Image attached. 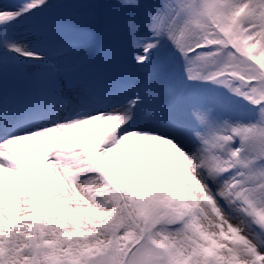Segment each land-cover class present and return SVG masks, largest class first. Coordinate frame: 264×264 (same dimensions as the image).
Returning a JSON list of instances; mask_svg holds the SVG:
<instances>
[{"label":"snow or ice","instance_id":"obj_1","mask_svg":"<svg viewBox=\"0 0 264 264\" xmlns=\"http://www.w3.org/2000/svg\"><path fill=\"white\" fill-rule=\"evenodd\" d=\"M98 7L135 79L43 43ZM0 264H264V0L0 5Z\"/></svg>","mask_w":264,"mask_h":264},{"label":"rangeland","instance_id":"obj_2","mask_svg":"<svg viewBox=\"0 0 264 264\" xmlns=\"http://www.w3.org/2000/svg\"><path fill=\"white\" fill-rule=\"evenodd\" d=\"M21 2L22 0H0V5L11 6ZM50 2L56 5L72 3L75 0H50ZM92 2L103 4L105 0H92ZM46 16L62 22L59 30L44 38L43 43L46 47H54L63 40H79L87 45L81 55L91 58L102 68L103 78L132 80L138 75L123 40L107 30L105 8H53ZM14 84L15 78L10 77V85Z\"/></svg>","mask_w":264,"mask_h":264}]
</instances>
